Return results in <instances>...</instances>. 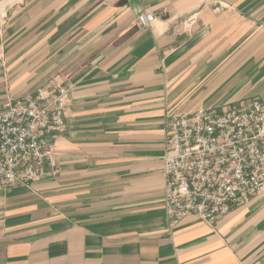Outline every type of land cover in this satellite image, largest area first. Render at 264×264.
<instances>
[{
    "label": "crops",
    "instance_id": "obj_1",
    "mask_svg": "<svg viewBox=\"0 0 264 264\" xmlns=\"http://www.w3.org/2000/svg\"><path fill=\"white\" fill-rule=\"evenodd\" d=\"M54 77L58 173L0 187V264H264V189L171 226L162 161L168 116L264 104V0H0V103Z\"/></svg>",
    "mask_w": 264,
    "mask_h": 264
},
{
    "label": "built area",
    "instance_id": "obj_2",
    "mask_svg": "<svg viewBox=\"0 0 264 264\" xmlns=\"http://www.w3.org/2000/svg\"><path fill=\"white\" fill-rule=\"evenodd\" d=\"M155 14L138 17L149 27ZM71 88H47L0 103V187L30 188L55 178V147L65 131ZM163 207L169 224L192 216L214 228L264 189V104L198 108L165 119Z\"/></svg>",
    "mask_w": 264,
    "mask_h": 264
}]
</instances>
